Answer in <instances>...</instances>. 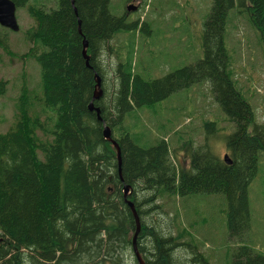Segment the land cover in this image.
Segmentation results:
<instances>
[{"label": "trees", "instance_id": "obj_1", "mask_svg": "<svg viewBox=\"0 0 264 264\" xmlns=\"http://www.w3.org/2000/svg\"><path fill=\"white\" fill-rule=\"evenodd\" d=\"M14 1L18 8L25 2ZM111 1L58 0L51 9L28 8L35 25L25 31L26 55L40 64L39 102L56 113V120L49 126L33 117L28 99L21 97L15 127L0 130V264H139L130 258L137 223L124 197L125 185L131 187L128 199L140 220L137 247L145 264H210L195 249L199 243H191L194 231L187 225L195 220L176 203V197L197 193L226 197L228 232L237 242L230 264H264V253L246 244L249 187L264 150V123H256L252 102L236 85L225 43L229 14L238 7L264 44V0H212L202 37L204 57L154 79L135 70L134 46L121 51L111 45L118 32H146L151 23L114 15ZM156 2L151 0V10ZM104 53L116 55L118 63L107 65ZM96 75L103 93L91 109ZM207 81L235 126L225 137L231 164L208 143L192 145L189 165L180 164L166 138L143 145L125 123L135 108ZM7 89L8 82L0 79V96ZM105 124L119 144L120 166L116 148L104 137ZM204 127L206 142H211L217 123L206 120ZM38 131L50 138L42 139ZM167 204L177 235L165 231V218L159 215ZM180 242L191 247L190 261L175 258Z\"/></svg>", "mask_w": 264, "mask_h": 264}, {"label": "rangeland", "instance_id": "obj_2", "mask_svg": "<svg viewBox=\"0 0 264 264\" xmlns=\"http://www.w3.org/2000/svg\"><path fill=\"white\" fill-rule=\"evenodd\" d=\"M24 1L17 9L20 30L17 32L0 28V79L8 82L6 94L0 96L1 132L15 127L21 97L28 99L29 112L33 117L39 116L49 126L56 120V113L39 102L43 96L41 67L34 58L26 55L30 47L25 40V31L35 25L29 6L51 9L57 7L58 0ZM150 3L151 0H112L110 4L114 15L126 14L131 21L146 18L152 25L146 32L140 29L136 32H118L116 40L113 39L111 43L121 51H129L134 46L133 60L137 63L135 70L147 79H154L203 58L204 24L212 0H157L152 10ZM128 5L137 8L128 11ZM235 12L240 13L238 7L229 14L225 36L231 58L230 68L239 90L252 102L256 123L260 124L264 123V44L259 41V34L249 25L246 16ZM4 39L6 44L1 42ZM102 57L109 66L118 63L116 55L108 56L104 53ZM211 88L210 82H201L153 106L135 108L127 115L125 123L143 145H150L158 138H166L171 148L175 149L174 155L180 164L189 165L192 145L198 147L206 143L215 154L224 158L228 153L225 137L235 131V126L233 124L232 128L228 122V116L214 99ZM206 120L217 123L211 142L205 139ZM38 135L42 139L50 138L41 131H38ZM258 170L249 187L251 228L246 244L264 253V150L259 155ZM176 203L185 215L195 220L187 225L190 232L194 231L191 243L195 245V240L199 243L195 249L204 253L210 264H230L233 246L237 242L228 232L225 195L197 193L183 199L176 197ZM165 207V212L159 214L165 218V231L177 235L179 229L174 225V212L169 204ZM181 219L187 221L183 216ZM185 239L188 237L185 236ZM180 243L174 250L175 258L178 261H190L193 257L189 249L191 247ZM133 253L130 251V258L136 263Z\"/></svg>", "mask_w": 264, "mask_h": 264}, {"label": "water", "instance_id": "obj_3", "mask_svg": "<svg viewBox=\"0 0 264 264\" xmlns=\"http://www.w3.org/2000/svg\"><path fill=\"white\" fill-rule=\"evenodd\" d=\"M137 7L133 6V5H128L127 9L130 10H135ZM0 25L8 28L12 31H19L20 30V25L18 22V18H17V4L14 0H0ZM87 48H88V42L87 40H84V56L86 57L87 61H89L90 56L87 54ZM103 91L101 89V78L99 75H96V90H95V94L93 97V101L90 104V108L94 109V101L95 100H99L101 95H102ZM98 114L100 113V110L98 108H96ZM103 134L104 137L110 141L114 147L117 150V159H118V163L119 166L121 165V151H120V147L119 144L112 138V131L111 128L108 125H104V129H103ZM224 159L227 161V163L231 164L232 161L230 160V157L228 154L225 155ZM130 189L131 187L129 185H125L123 188V193H124V197L128 203V205L132 208L135 219H136V223H137V230L134 234V239H133V250L136 256V259L138 261L139 264H145V261L143 260L138 247H137V236L140 232L141 229V224H140V220L138 217V214L135 210L134 207V203L132 201H130L128 199V195L130 193ZM2 241V238L0 237V242Z\"/></svg>", "mask_w": 264, "mask_h": 264}, {"label": "bare ground", "instance_id": "obj_4", "mask_svg": "<svg viewBox=\"0 0 264 264\" xmlns=\"http://www.w3.org/2000/svg\"><path fill=\"white\" fill-rule=\"evenodd\" d=\"M143 258V257H142ZM144 260V259H143Z\"/></svg>", "mask_w": 264, "mask_h": 264}]
</instances>
